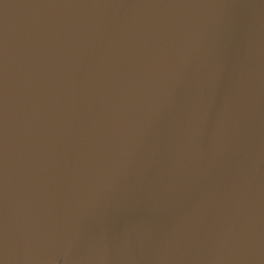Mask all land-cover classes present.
Masks as SVG:
<instances>
[{
  "label": "water",
  "instance_id": "95a60500",
  "mask_svg": "<svg viewBox=\"0 0 264 264\" xmlns=\"http://www.w3.org/2000/svg\"><path fill=\"white\" fill-rule=\"evenodd\" d=\"M0 264H264V0H0Z\"/></svg>",
  "mask_w": 264,
  "mask_h": 264
}]
</instances>
